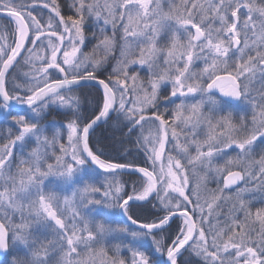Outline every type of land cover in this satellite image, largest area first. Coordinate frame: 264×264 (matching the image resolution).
<instances>
[{
    "label": "snow or ice",
    "instance_id": "obj_1",
    "mask_svg": "<svg viewBox=\"0 0 264 264\" xmlns=\"http://www.w3.org/2000/svg\"><path fill=\"white\" fill-rule=\"evenodd\" d=\"M0 264H264V0H0Z\"/></svg>",
    "mask_w": 264,
    "mask_h": 264
},
{
    "label": "trees",
    "instance_id": "obj_2",
    "mask_svg": "<svg viewBox=\"0 0 264 264\" xmlns=\"http://www.w3.org/2000/svg\"><path fill=\"white\" fill-rule=\"evenodd\" d=\"M85 91H87V90H85ZM86 99H90V97H86ZM96 135H97V138H101L102 139L104 136L109 135V132L104 127H101L99 129H97V134Z\"/></svg>",
    "mask_w": 264,
    "mask_h": 264
}]
</instances>
